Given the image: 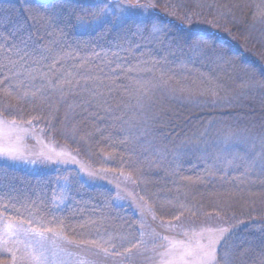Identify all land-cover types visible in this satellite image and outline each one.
<instances>
[{
	"label": "trees",
	"instance_id": "1",
	"mask_svg": "<svg viewBox=\"0 0 264 264\" xmlns=\"http://www.w3.org/2000/svg\"><path fill=\"white\" fill-rule=\"evenodd\" d=\"M0 113L131 176L136 198L116 205L69 160L0 163L2 217L118 261L147 225L212 217L216 264H264V0H0Z\"/></svg>",
	"mask_w": 264,
	"mask_h": 264
},
{
	"label": "rangeland",
	"instance_id": "2",
	"mask_svg": "<svg viewBox=\"0 0 264 264\" xmlns=\"http://www.w3.org/2000/svg\"><path fill=\"white\" fill-rule=\"evenodd\" d=\"M39 128L32 123L9 120L0 113V163L47 172L61 164L65 166L69 160V167L76 168L82 180L110 188L116 205L130 202L134 205L135 183L131 176L91 167L66 146L48 140ZM221 220L208 217L200 222L186 218L165 222V230L183 232L184 236L179 237L161 236L147 225L145 245L118 261L99 247L68 240L58 228H31L0 215V264H216L223 240L218 231L228 225Z\"/></svg>",
	"mask_w": 264,
	"mask_h": 264
},
{
	"label": "snow or ice",
	"instance_id": "3",
	"mask_svg": "<svg viewBox=\"0 0 264 264\" xmlns=\"http://www.w3.org/2000/svg\"><path fill=\"white\" fill-rule=\"evenodd\" d=\"M109 7H111V5H109ZM138 7H140V6H138V5H121V9H122L121 15H123L124 12L134 10ZM113 15L115 16V9H113ZM107 16H108V9L106 8V9L101 10V12L98 15H94V18L91 21H88L86 23H104L105 22L104 18ZM111 22L115 23L116 19L114 18ZM189 264H190V262H189Z\"/></svg>",
	"mask_w": 264,
	"mask_h": 264
}]
</instances>
